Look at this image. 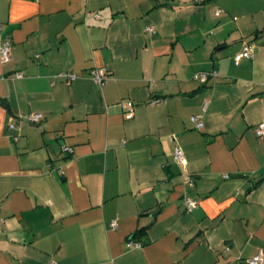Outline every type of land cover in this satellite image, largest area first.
<instances>
[{
  "label": "crops",
  "instance_id": "1",
  "mask_svg": "<svg viewBox=\"0 0 264 264\" xmlns=\"http://www.w3.org/2000/svg\"><path fill=\"white\" fill-rule=\"evenodd\" d=\"M0 24V264H264V0H0Z\"/></svg>",
  "mask_w": 264,
  "mask_h": 264
},
{
  "label": "built area",
  "instance_id": "2",
  "mask_svg": "<svg viewBox=\"0 0 264 264\" xmlns=\"http://www.w3.org/2000/svg\"><path fill=\"white\" fill-rule=\"evenodd\" d=\"M205 0H194L196 4H201ZM220 13L219 10L215 12L216 15ZM0 29H1V24H0ZM146 33H153L154 30L152 27H147L145 29ZM253 56V45L251 42H244L243 48L239 54H237L234 57L235 61H239L241 58H252ZM0 61L2 64H6L11 61V41L9 39L3 40L0 42ZM61 77H64L66 79V83L69 84L71 81L76 79V75L73 73H63L60 74ZM90 76L93 79V81L99 85L103 86L108 78V73L104 68H99V69H94L90 72ZM216 76V72H199L194 76V79L201 84H205L209 78ZM22 74L21 73H15L13 75V78H21ZM43 119V116L41 114H30L26 117V120L29 123L32 124H39L41 120ZM190 121L195 125L197 129L202 128V123L197 117H190ZM9 130H12L13 127L9 126ZM254 134L257 138L264 139V121L260 122L253 128ZM61 152L65 153L67 155H70L72 153V149L69 146L63 145L61 146ZM173 160L174 163L177 165H183L185 163L184 157L182 150L179 147H175L173 150ZM61 173V172H59ZM191 186V184H190ZM183 205L185 208V211L190 213L192 210H194L197 206L196 201L189 197H184L183 198ZM115 222L111 223V227H115ZM263 256L261 253H258L256 256L253 258L249 259L247 261V264H262ZM48 264H54L52 262Z\"/></svg>",
  "mask_w": 264,
  "mask_h": 264
},
{
  "label": "water",
  "instance_id": "3",
  "mask_svg": "<svg viewBox=\"0 0 264 264\" xmlns=\"http://www.w3.org/2000/svg\"><path fill=\"white\" fill-rule=\"evenodd\" d=\"M0 105L5 107V108L7 107L2 101H0ZM153 217H154V215H153Z\"/></svg>",
  "mask_w": 264,
  "mask_h": 264
},
{
  "label": "trees",
  "instance_id": "4",
  "mask_svg": "<svg viewBox=\"0 0 264 264\" xmlns=\"http://www.w3.org/2000/svg\"><path fill=\"white\" fill-rule=\"evenodd\" d=\"M207 82H208V81H207ZM207 82H206V83H207ZM206 83H205V84H206ZM253 132H254V131H253ZM260 181H261V180H260ZM260 181H258V183H259ZM133 239H134V237H130V240H131V241H132Z\"/></svg>",
  "mask_w": 264,
  "mask_h": 264
}]
</instances>
